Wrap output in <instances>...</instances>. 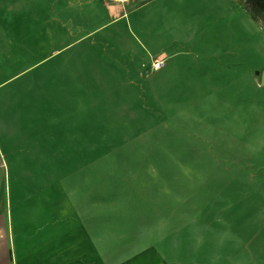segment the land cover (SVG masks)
I'll return each mask as SVG.
<instances>
[{
    "label": "rangeland",
    "instance_id": "1",
    "mask_svg": "<svg viewBox=\"0 0 264 264\" xmlns=\"http://www.w3.org/2000/svg\"><path fill=\"white\" fill-rule=\"evenodd\" d=\"M96 1L0 0V77H20L36 92L46 84L48 93L51 77L54 95L52 148L12 151L25 162L19 173L31 177L23 182L54 205L68 196L70 209L99 224L102 264H113L109 258L126 264L141 251L144 264H237L217 260L222 251L235 253L237 244L244 245L245 264H264V30L232 0L263 32L254 39L258 54L229 59L250 61L254 80L248 84L250 70L238 69L237 84L216 102L176 103L174 110L132 102L127 110L114 109V118L107 116L109 86L125 83L126 75L108 51L109 33L122 32L126 21L111 23L126 10L140 11L142 0ZM193 4L191 12L181 2L171 4L166 19L182 21L187 13L193 22H206L197 33H245L235 25L237 15L221 17L212 12L219 7L204 0ZM232 46L234 40L219 48L229 53ZM32 49L43 64L28 74ZM127 80L141 85L139 76ZM28 82L12 104L27 123L22 128L29 122L40 127L46 115H30Z\"/></svg>",
    "mask_w": 264,
    "mask_h": 264
},
{
    "label": "crops",
    "instance_id": "2",
    "mask_svg": "<svg viewBox=\"0 0 264 264\" xmlns=\"http://www.w3.org/2000/svg\"><path fill=\"white\" fill-rule=\"evenodd\" d=\"M85 2L97 3L96 0ZM176 2L184 5V11H192L194 0H147V8H144L142 0L140 11L131 13L126 10L119 20L111 23L112 27L126 21V25L120 27L122 32L109 33L112 42L108 50L118 63L124 64L119 69H124L126 81L123 84L118 82L115 87L110 84V113L107 116L118 117L119 114L112 111L127 110L130 108L127 104L132 102L142 103V109L144 102L156 103L157 110H174L178 107L176 103L182 102H216L219 95L230 93L229 87L237 84L234 79L239 74L238 69L250 70L248 84L254 80V67L250 61L238 64L229 59H235L237 54L242 57L244 52L251 56L259 53L261 44H254V39L263 33L260 26L232 0H204L207 6L219 7L212 12L221 17L237 15L235 25L245 33H208L203 30L197 33L196 28L200 25L205 27L206 22L200 19L193 22L191 14H180L182 21L175 16L173 23L166 19L165 12ZM247 39L248 43H245ZM230 40L235 41L231 52L219 48L229 46ZM208 45L215 49L208 50ZM49 47H45L44 52L51 54ZM27 52L34 54L35 61L25 68L29 74L43 63L36 62V49ZM133 69L140 70L135 74L140 77V86L127 80L135 76L131 72ZM46 70L44 76L47 75ZM49 80L50 93L46 84L43 90L36 92L34 86L25 81L30 85L28 99L35 108L30 110V115L39 113L41 117L44 113L46 116L42 126L31 127L29 122V127L22 128L20 125L27 123L20 121L21 111L14 110L17 108L12 104V98L19 85L25 82H21L20 77L8 80L0 77V264H102L99 224L85 222L78 211L70 209L68 196L67 199L60 198V205H54L46 194L38 197L35 190L23 182L31 177L21 175L17 170L25 162L22 158H12L13 150L52 148L54 95L51 77ZM37 103L40 110L36 109ZM46 117L50 121L47 122ZM26 142L44 145H20ZM228 259L245 264L244 245L237 244L235 253L228 250L226 254L222 251L217 256L221 262ZM127 260L126 264H144V251ZM108 261L116 264V258Z\"/></svg>",
    "mask_w": 264,
    "mask_h": 264
},
{
    "label": "trees",
    "instance_id": "3",
    "mask_svg": "<svg viewBox=\"0 0 264 264\" xmlns=\"http://www.w3.org/2000/svg\"><path fill=\"white\" fill-rule=\"evenodd\" d=\"M264 30V0H236Z\"/></svg>",
    "mask_w": 264,
    "mask_h": 264
},
{
    "label": "water",
    "instance_id": "4",
    "mask_svg": "<svg viewBox=\"0 0 264 264\" xmlns=\"http://www.w3.org/2000/svg\"><path fill=\"white\" fill-rule=\"evenodd\" d=\"M262 85L264 86V72H263V75H262Z\"/></svg>",
    "mask_w": 264,
    "mask_h": 264
},
{
    "label": "built area",
    "instance_id": "5",
    "mask_svg": "<svg viewBox=\"0 0 264 264\" xmlns=\"http://www.w3.org/2000/svg\"><path fill=\"white\" fill-rule=\"evenodd\" d=\"M117 1H120V2H122V3H125V2H127L128 0H117Z\"/></svg>",
    "mask_w": 264,
    "mask_h": 264
}]
</instances>
